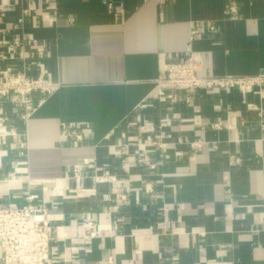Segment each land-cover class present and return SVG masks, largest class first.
Returning a JSON list of instances; mask_svg holds the SVG:
<instances>
[{
	"label": "crops",
	"instance_id": "1",
	"mask_svg": "<svg viewBox=\"0 0 264 264\" xmlns=\"http://www.w3.org/2000/svg\"><path fill=\"white\" fill-rule=\"evenodd\" d=\"M113 1L0 3V71L58 85L26 121L0 98V207L48 208L50 264H264V83L174 103L157 84L188 47L201 76H264V0ZM147 136L167 144L153 170Z\"/></svg>",
	"mask_w": 264,
	"mask_h": 264
},
{
	"label": "built area",
	"instance_id": "2",
	"mask_svg": "<svg viewBox=\"0 0 264 264\" xmlns=\"http://www.w3.org/2000/svg\"><path fill=\"white\" fill-rule=\"evenodd\" d=\"M20 1V0H0ZM110 11L116 12L115 2L113 0H104ZM228 12L235 13L234 6L228 7ZM23 22L22 18L17 20L14 28ZM213 25L192 28L189 33V42H192L196 36L206 31H214ZM22 45L15 42L14 47ZM201 60L197 55L192 53L188 47L185 56L179 61L167 64L164 70V76L158 80L157 84L171 90L166 98L174 103L176 96L174 92H185L187 100L200 89H225L235 88L242 93L251 92L254 88H259L264 83V76L255 77H204L200 75ZM58 85L50 82L44 77H29L24 72L9 74L0 71V98L10 97L14 102L18 116L21 120H28L33 114L34 107L32 99L34 95H40L45 98L57 90ZM173 92V93H172ZM213 130H220L222 124L213 122L208 124ZM71 128V127H70ZM68 128V129H70ZM138 132L144 134L143 127H138ZM74 132L64 130V135H71ZM76 140H81V135L73 134ZM121 139H125V133L120 134ZM166 138H170L169 135ZM180 142V138L177 139ZM199 142L189 144L191 148L199 147ZM136 154V163L145 165L148 169L156 168L155 163H151L147 146H153L159 150L160 157L165 159L167 155V144L161 140L146 137V142L138 144ZM19 149H23V144H18ZM179 156L180 153H175ZM81 166L75 167L74 170L79 172ZM108 176L107 172H104ZM144 190L149 193L152 188L149 184H144ZM35 197H26L27 204L24 206L0 207V264H50L49 259V218L48 208L44 205L32 203ZM97 235L96 226L92 221L84 222L82 225V238L91 240Z\"/></svg>",
	"mask_w": 264,
	"mask_h": 264
}]
</instances>
